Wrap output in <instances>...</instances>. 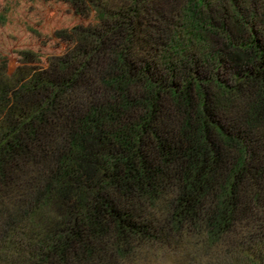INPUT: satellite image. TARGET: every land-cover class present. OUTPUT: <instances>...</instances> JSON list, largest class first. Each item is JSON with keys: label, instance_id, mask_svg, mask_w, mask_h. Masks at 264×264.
Segmentation results:
<instances>
[{"label": "trees", "instance_id": "1", "mask_svg": "<svg viewBox=\"0 0 264 264\" xmlns=\"http://www.w3.org/2000/svg\"><path fill=\"white\" fill-rule=\"evenodd\" d=\"M60 1L65 52L0 62V264H264L255 10Z\"/></svg>", "mask_w": 264, "mask_h": 264}, {"label": "rangeland", "instance_id": "2", "mask_svg": "<svg viewBox=\"0 0 264 264\" xmlns=\"http://www.w3.org/2000/svg\"><path fill=\"white\" fill-rule=\"evenodd\" d=\"M99 1L111 7L121 3V0ZM231 1L210 0V9L216 16L223 15ZM234 1L250 11L255 10L256 17L250 25L255 28L264 27L263 0ZM92 15L83 17L76 14L68 4L60 0H0V62L5 59L9 74L20 64L18 51L30 49L39 54L40 64L46 65L49 55L62 54L67 48V44L56 37L55 31L93 22ZM230 28L236 30L232 23ZM240 32L247 34L244 28Z\"/></svg>", "mask_w": 264, "mask_h": 264}]
</instances>
